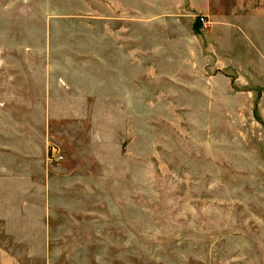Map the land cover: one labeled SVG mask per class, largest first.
<instances>
[{
    "label": "crops",
    "instance_id": "crops-1",
    "mask_svg": "<svg viewBox=\"0 0 264 264\" xmlns=\"http://www.w3.org/2000/svg\"><path fill=\"white\" fill-rule=\"evenodd\" d=\"M54 22L0 48V264H122V108L179 125L150 170L182 172L185 215H264V0Z\"/></svg>",
    "mask_w": 264,
    "mask_h": 264
},
{
    "label": "rangeland",
    "instance_id": "rangeland-1",
    "mask_svg": "<svg viewBox=\"0 0 264 264\" xmlns=\"http://www.w3.org/2000/svg\"><path fill=\"white\" fill-rule=\"evenodd\" d=\"M70 19L122 20V0H0V48L22 39L42 48L46 36L70 34L54 22ZM134 114L122 108V215L110 222L121 227L122 264H264V215L243 206L238 215H185L182 172L150 170L151 157L163 166L171 159L179 125L138 123Z\"/></svg>",
    "mask_w": 264,
    "mask_h": 264
},
{
    "label": "built area",
    "instance_id": "built-area-1",
    "mask_svg": "<svg viewBox=\"0 0 264 264\" xmlns=\"http://www.w3.org/2000/svg\"><path fill=\"white\" fill-rule=\"evenodd\" d=\"M199 21H200V23H201V28H202V29H205V28L208 27L209 20H208L207 17H205V16H200V17H199ZM52 159H53V160H57L56 157H54V158L52 157Z\"/></svg>",
    "mask_w": 264,
    "mask_h": 264
}]
</instances>
